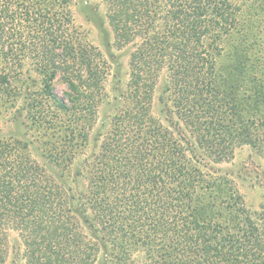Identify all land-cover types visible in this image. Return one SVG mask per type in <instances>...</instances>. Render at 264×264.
Returning a JSON list of instances; mask_svg holds the SVG:
<instances>
[{
	"label": "trees",
	"instance_id": "trees-1",
	"mask_svg": "<svg viewBox=\"0 0 264 264\" xmlns=\"http://www.w3.org/2000/svg\"><path fill=\"white\" fill-rule=\"evenodd\" d=\"M105 1L133 51L91 137L109 67L68 1L0 0V103L36 129L0 137V264L10 233L23 264H264V217L214 171L264 157V0Z\"/></svg>",
	"mask_w": 264,
	"mask_h": 264
},
{
	"label": "rangeland",
	"instance_id": "rangeland-1",
	"mask_svg": "<svg viewBox=\"0 0 264 264\" xmlns=\"http://www.w3.org/2000/svg\"><path fill=\"white\" fill-rule=\"evenodd\" d=\"M67 1L66 9L71 14L73 26L80 33L81 39L86 45L100 52L109 67V72L104 82L108 99L99 107L98 120L90 134L92 137L103 125L104 129L101 133L105 132V125L109 127L110 120L116 113V107L111 102H113L112 98L117 95L118 91L124 89L128 80V61L133 51V45L131 43L124 47L120 46L121 38L110 25L107 18L108 6L105 0ZM26 67L32 69L34 66L26 65ZM32 75L35 74L32 73ZM34 77L39 79L38 76ZM162 86V81H159L154 93L153 113L156 117L161 115L159 114L160 106L158 98L162 91ZM39 89L40 86L36 85L30 90L33 92ZM53 91L57 96L61 97L65 91V85L57 79L53 83ZM22 105L23 99L19 95L12 99L4 98L2 100L0 103V137L6 139L12 137L13 139L20 140L15 137L20 136L23 142L32 139L36 129H29L30 126L28 123V126L26 125L23 118H18V116L14 115L15 111L21 108ZM22 114L20 113V115ZM13 117L15 118L12 119ZM91 150L92 145L90 141L86 151L89 153ZM214 171L221 175H227L244 197L246 207L256 213V215L264 217V157L249 147H240L235 151L230 162L214 166ZM18 238L16 233L9 234V243L12 249L9 251L5 264H23L19 261L21 256L17 253L19 249L17 248L19 244ZM101 257L97 264H109L105 257Z\"/></svg>",
	"mask_w": 264,
	"mask_h": 264
}]
</instances>
